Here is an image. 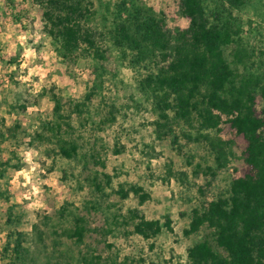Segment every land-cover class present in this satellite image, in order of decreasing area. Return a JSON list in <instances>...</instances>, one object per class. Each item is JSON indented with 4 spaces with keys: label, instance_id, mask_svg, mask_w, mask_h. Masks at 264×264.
<instances>
[{
    "label": "rangeland",
    "instance_id": "374dc122",
    "mask_svg": "<svg viewBox=\"0 0 264 264\" xmlns=\"http://www.w3.org/2000/svg\"><path fill=\"white\" fill-rule=\"evenodd\" d=\"M93 1L89 24L103 33L98 38L109 55L104 69L91 58H63L55 51L36 0H0V160L20 164L5 166L0 177V264L15 259L3 249L12 229L26 236L21 264H189L188 247L210 239L205 226L183 234L192 209L226 195L230 183L244 175L246 142L231 120L204 131L223 144L220 168L207 142L195 139L199 131L180 123L157 130L154 105L137 83L143 68L130 67L112 44L111 13L118 0ZM141 1L163 17L169 32L187 30L180 0ZM259 10L249 7L241 17L251 18L248 40L264 50V8ZM53 94L70 116L61 129ZM22 101L28 103L23 111L11 110ZM255 106L259 112L258 97ZM65 138L78 144L71 158L59 154ZM21 172L31 175L26 179ZM120 185L140 186L149 198L140 203L132 192L122 198ZM133 210L161 224L168 217L172 231L163 226L155 237L143 238L133 232ZM75 217L84 227L79 243L63 234Z\"/></svg>",
    "mask_w": 264,
    "mask_h": 264
},
{
    "label": "trees",
    "instance_id": "16d2710c",
    "mask_svg": "<svg viewBox=\"0 0 264 264\" xmlns=\"http://www.w3.org/2000/svg\"><path fill=\"white\" fill-rule=\"evenodd\" d=\"M41 8L42 28L56 52L63 58H91L104 69L109 59L108 49L99 40L103 33L90 24L94 14L93 0H36ZM189 18L187 30L173 34L165 27L161 15L152 12L141 0H118L111 16V40L120 56L134 70L143 72L137 79L139 89L146 94L157 114L155 127L171 130L173 124H183L199 131L196 140H204L214 153L218 167L225 157L223 144L203 134L216 130L231 120L236 133L242 135L244 175L232 181L226 195H219L201 207L192 209L184 235L209 229L204 238L188 247L189 264H264V50H257L248 40L252 20H243L242 11L264 8V0H180ZM260 14V12H259ZM98 70V69H97ZM97 80L101 81L102 73ZM93 90L85 95L90 100ZM260 99L259 112L255 100ZM57 128L65 119L63 104L52 95ZM27 101L12 104L11 110L23 111ZM84 103H77L81 110ZM78 144L63 139L59 154L71 158ZM5 166L19 168L0 160V177ZM107 178H109L107 176ZM98 187V186H97ZM117 194L125 198L128 192L142 203L149 198L142 187L123 185ZM64 209H61V214ZM133 232L143 238L155 237L163 226L172 231L170 219L163 224L131 211ZM12 209L8 221H13ZM33 229L37 225L33 224ZM63 234L81 242L84 234L82 219L75 217L72 229ZM4 252H12L16 260L26 258L24 231L12 229L7 235Z\"/></svg>",
    "mask_w": 264,
    "mask_h": 264
},
{
    "label": "clouds",
    "instance_id": "9594fccd",
    "mask_svg": "<svg viewBox=\"0 0 264 264\" xmlns=\"http://www.w3.org/2000/svg\"><path fill=\"white\" fill-rule=\"evenodd\" d=\"M21 39H23V37H21ZM26 55H32V53H31V52H28V53H26ZM25 66H26V64H25V65H22V67H25ZM34 155H35V153L28 154L29 162H31V157L34 156ZM33 170H34V169H33ZM18 175H24L25 178L27 179V177L30 176L31 173L21 172V173H19ZM36 206H39V205H36Z\"/></svg>",
    "mask_w": 264,
    "mask_h": 264
}]
</instances>
